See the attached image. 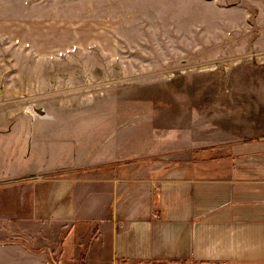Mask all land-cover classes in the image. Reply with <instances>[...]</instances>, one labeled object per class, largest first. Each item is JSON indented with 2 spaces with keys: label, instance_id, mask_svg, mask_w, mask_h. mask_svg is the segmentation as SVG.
Masks as SVG:
<instances>
[{
  "label": "rangeland",
  "instance_id": "374dc122",
  "mask_svg": "<svg viewBox=\"0 0 264 264\" xmlns=\"http://www.w3.org/2000/svg\"><path fill=\"white\" fill-rule=\"evenodd\" d=\"M215 5L0 0V115H39L66 141L56 149L75 153L78 218L103 204L100 184L83 177L105 154L103 164L137 160L167 168L196 159L191 140L238 129L212 123V96L237 93L235 82L264 83V47L253 41L264 29L254 24L260 11H246V25L245 11L222 15ZM260 91L252 90L253 100ZM214 110L231 116L228 106ZM151 167L156 177L164 172Z\"/></svg>",
  "mask_w": 264,
  "mask_h": 264
},
{
  "label": "crops",
  "instance_id": "0c3cea01",
  "mask_svg": "<svg viewBox=\"0 0 264 264\" xmlns=\"http://www.w3.org/2000/svg\"><path fill=\"white\" fill-rule=\"evenodd\" d=\"M213 3L222 15L245 11L243 20L260 11L254 24L264 29V0ZM253 41L264 47V32ZM232 86L237 93L212 96L211 121L237 130L191 140L196 159L167 168L103 164L105 154L83 177L100 184L103 204L79 218L75 153L56 149L66 141L47 130L50 120L0 115V264H264V83Z\"/></svg>",
  "mask_w": 264,
  "mask_h": 264
},
{
  "label": "trees",
  "instance_id": "16d2710c",
  "mask_svg": "<svg viewBox=\"0 0 264 264\" xmlns=\"http://www.w3.org/2000/svg\"><path fill=\"white\" fill-rule=\"evenodd\" d=\"M49 253H50V252H49ZM51 264H58L57 259H56V258H53V259L51 260Z\"/></svg>",
  "mask_w": 264,
  "mask_h": 264
}]
</instances>
